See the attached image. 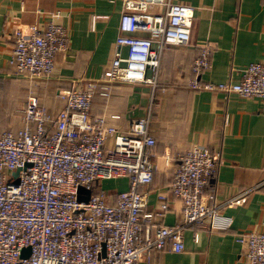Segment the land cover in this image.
Segmentation results:
<instances>
[{
	"label": "built area",
	"instance_id": "1",
	"mask_svg": "<svg viewBox=\"0 0 264 264\" xmlns=\"http://www.w3.org/2000/svg\"><path fill=\"white\" fill-rule=\"evenodd\" d=\"M194 11L174 0H126L117 45L128 54L117 51L101 81L157 86L165 50L191 39ZM13 37L9 65L31 79L50 78L57 55L69 47L67 28L54 20L43 28L18 27ZM202 48L192 66L191 89L264 100V63L249 64L239 82H203L212 63L211 46ZM94 88L90 82L87 89L61 91L65 107L56 117L32 96L23 110L24 126L17 132L0 130V264H140L153 251L183 252L184 233L194 226L227 230L222 209L245 201L242 193L211 205L215 196L205 191L222 158L197 145L175 159L164 158L166 165L177 160L178 166L171 189L157 194L158 215L177 199L181 222L144 231L142 221L152 214L145 213L148 195L140 187L153 184L157 170L153 104L123 132L92 114ZM118 178L128 179L126 191L113 194L99 185ZM86 191L88 201L80 200ZM238 242L249 264H264V231L242 235Z\"/></svg>",
	"mask_w": 264,
	"mask_h": 264
},
{
	"label": "crops",
	"instance_id": "2",
	"mask_svg": "<svg viewBox=\"0 0 264 264\" xmlns=\"http://www.w3.org/2000/svg\"><path fill=\"white\" fill-rule=\"evenodd\" d=\"M125 1L0 0V104H9L0 106V123L23 127V110L32 96L56 117L65 107L58 94L72 86L87 89L90 82L95 84L92 114L105 117L120 131L125 132L132 119L145 117L153 104L151 130L157 145L152 163L157 170L153 184L140 187L148 195L145 213L152 214L142 221L144 231L159 225L175 227L182 220L177 199L166 214L158 215L157 194L171 189L178 166L177 160L166 165V155L175 159L194 146H207L222 158L205 191L215 196L211 205L246 194L244 202L222 209L230 224L227 230L194 226L184 233L183 252L153 251L140 264H249L238 238L264 231V100L194 90L188 84L193 63L206 44L211 46L212 65L201 77L203 82H239L249 64L264 63L262 0H174L195 10L191 39L165 50L155 87L101 81L116 52L128 54L126 47L117 45ZM51 20L69 33V47L57 55L53 75L31 79L12 74L14 30L28 25L43 28ZM14 111L17 114L11 115ZM99 185L114 194L126 191L129 182L118 178Z\"/></svg>",
	"mask_w": 264,
	"mask_h": 264
},
{
	"label": "rangeland",
	"instance_id": "3",
	"mask_svg": "<svg viewBox=\"0 0 264 264\" xmlns=\"http://www.w3.org/2000/svg\"><path fill=\"white\" fill-rule=\"evenodd\" d=\"M14 73H16V74H18L17 73V71H15V70H12V74H14ZM8 106L9 104H0V106L2 107V106ZM19 105H21V107L23 108V106H24V104H19ZM20 107V106H19ZM17 114V112L16 111H14V113H12L11 115H16ZM22 124H23V122H22ZM22 127V125L20 124V123H14V124H2V123H0V129H11V130H17V129H19V128H21ZM101 183V182H100ZM99 183V184H100Z\"/></svg>",
	"mask_w": 264,
	"mask_h": 264
},
{
	"label": "water",
	"instance_id": "4",
	"mask_svg": "<svg viewBox=\"0 0 264 264\" xmlns=\"http://www.w3.org/2000/svg\"><path fill=\"white\" fill-rule=\"evenodd\" d=\"M80 191L82 192V191H84V190L81 188ZM86 193H87L88 196L85 197V198L80 197V200L88 201V199H89V195H90V191H86Z\"/></svg>",
	"mask_w": 264,
	"mask_h": 264
}]
</instances>
